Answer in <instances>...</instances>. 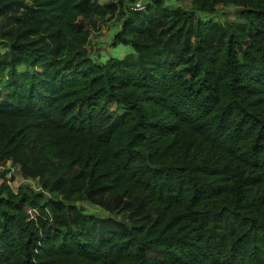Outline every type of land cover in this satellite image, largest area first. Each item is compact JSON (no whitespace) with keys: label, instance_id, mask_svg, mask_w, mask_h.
<instances>
[{"label":"trees","instance_id":"trees-1","mask_svg":"<svg viewBox=\"0 0 264 264\" xmlns=\"http://www.w3.org/2000/svg\"><path fill=\"white\" fill-rule=\"evenodd\" d=\"M176 1L0 0V264H264V0Z\"/></svg>","mask_w":264,"mask_h":264},{"label":"rangeland","instance_id":"rangeland-1","mask_svg":"<svg viewBox=\"0 0 264 264\" xmlns=\"http://www.w3.org/2000/svg\"><path fill=\"white\" fill-rule=\"evenodd\" d=\"M143 2H148V0H143ZM166 3L171 6H175L178 4L176 0H166ZM186 8H191V5L189 2L185 4ZM239 9H236L233 6L229 7H219L215 14H206L201 12H196L197 19L207 22L209 20H214L221 23H241L244 22L243 19L239 17ZM120 29V23L118 21H112L109 23L106 27H104L100 33H94L92 37V45L93 53L91 55L92 60L97 63H105L109 58L111 57H120L124 56L126 53L131 52L132 48L130 46H123L119 45L117 47L113 46V38L115 34ZM21 71L24 69L21 68ZM10 166L8 165V168ZM15 177V180L10 183L12 189L15 191L18 190V188L25 183H29L28 180H23L20 178V176L17 174L16 170H11V172L8 174V177ZM33 187L37 188L36 182H31ZM87 213L95 214L97 216L107 217L109 216L108 213L101 210L99 207L92 206L90 204H81Z\"/></svg>","mask_w":264,"mask_h":264},{"label":"built area","instance_id":"built-area-1","mask_svg":"<svg viewBox=\"0 0 264 264\" xmlns=\"http://www.w3.org/2000/svg\"><path fill=\"white\" fill-rule=\"evenodd\" d=\"M136 3L133 5V9L136 11H142L145 8V5L143 4L142 0H135Z\"/></svg>","mask_w":264,"mask_h":264}]
</instances>
